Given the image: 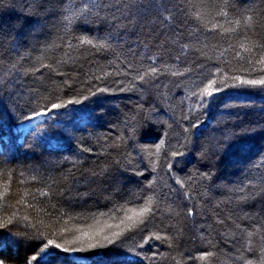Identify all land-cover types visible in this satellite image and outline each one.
<instances>
[{"label":"trees","instance_id":"obj_1","mask_svg":"<svg viewBox=\"0 0 264 264\" xmlns=\"http://www.w3.org/2000/svg\"><path fill=\"white\" fill-rule=\"evenodd\" d=\"M262 80L264 0H0V259L264 264Z\"/></svg>","mask_w":264,"mask_h":264},{"label":"snow or ice","instance_id":"obj_2","mask_svg":"<svg viewBox=\"0 0 264 264\" xmlns=\"http://www.w3.org/2000/svg\"><path fill=\"white\" fill-rule=\"evenodd\" d=\"M242 83H250V84H257V83H260V84H264V80L262 81H242ZM211 94V93H209ZM60 107H62V105H57V104H53L52 105V109H59ZM48 115V112H38L36 113V116H33V117H30V119H35L37 116H47ZM149 211L148 207H145L143 209H141L140 213H138V215H144L145 213H147ZM89 247H93V245H89ZM43 251V250H42ZM33 259H35V257H33ZM0 264H5L4 260L3 259H0Z\"/></svg>","mask_w":264,"mask_h":264},{"label":"rangeland","instance_id":"obj_3","mask_svg":"<svg viewBox=\"0 0 264 264\" xmlns=\"http://www.w3.org/2000/svg\"><path fill=\"white\" fill-rule=\"evenodd\" d=\"M42 117V116H41ZM41 117H36L35 119H32V121L28 124L22 125L21 130L22 132H26L33 124H36L37 121H41ZM36 121V122H35ZM34 122V123H33Z\"/></svg>","mask_w":264,"mask_h":264}]
</instances>
